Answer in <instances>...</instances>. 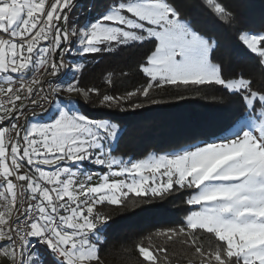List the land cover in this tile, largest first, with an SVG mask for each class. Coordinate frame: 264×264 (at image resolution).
I'll use <instances>...</instances> for the list:
<instances>
[{
	"label": "snow or ice",
	"instance_id": "1",
	"mask_svg": "<svg viewBox=\"0 0 264 264\" xmlns=\"http://www.w3.org/2000/svg\"><path fill=\"white\" fill-rule=\"evenodd\" d=\"M83 7L79 0H0V101H7L0 102L5 260L44 264L35 240L48 264H103L112 216L98 206L123 207L130 193L133 209L136 199L187 193L186 205L198 210L190 209L177 227L155 232L164 246L137 243L141 264H171L168 245L176 240L198 258L189 264H264V85L254 89L252 79L226 74L218 36L202 32L190 13L206 12L259 57L262 68L264 32L246 28L230 0H108L104 11L79 24L72 17ZM145 45L151 47L137 70L146 82L122 95L81 87L75 74L61 79L62 71L84 67L66 62L67 55L84 58ZM217 86L243 107L232 126L179 150L135 160L113 154L121 125L83 114L77 99L92 102L95 94L98 105L126 111L160 103L152 93L166 87ZM85 162L107 169L98 183H90ZM82 172L85 179L77 183ZM198 234L215 245L206 249Z\"/></svg>",
	"mask_w": 264,
	"mask_h": 264
},
{
	"label": "trees",
	"instance_id": "2",
	"mask_svg": "<svg viewBox=\"0 0 264 264\" xmlns=\"http://www.w3.org/2000/svg\"><path fill=\"white\" fill-rule=\"evenodd\" d=\"M79 2L84 7L78 8L72 19L83 24L85 19H92L104 11L108 0ZM89 7L91 12L88 11ZM230 8L246 28L253 32H264V0H230ZM190 14L202 32L218 36L221 48L217 55L226 74H242L244 78L252 79L254 89L264 85V68L259 64V57L247 52L232 34L224 32L206 12L193 9ZM149 47L151 45L121 48L112 54L84 58L67 55L66 62L81 63L84 67L79 73L67 69L62 79L75 74L81 87L96 88L101 94L122 95L145 84L146 77L137 70V65ZM124 72H128V75L124 76ZM177 96H184L185 99H176ZM152 98L161 102L126 111L98 105L95 94L91 97L92 102L77 99L83 114L95 119L108 118L121 125L124 131L113 154L131 159H141L150 152L177 150L181 146L206 139L211 133L222 134V130L232 126L243 112L238 99L219 86L189 88L188 91L166 87L154 91ZM124 107L128 108L127 105ZM187 195L176 193L164 199H136L138 206L133 209L130 203L134 194L130 193L129 202L123 207L98 206L100 211L112 216L106 233L108 243L101 252L103 264H141V258L135 251L137 243L152 248L164 246L162 239L154 234L157 230L177 227L189 210L196 207L186 205ZM198 235L199 242L206 249L209 245H215L210 236ZM33 243L36 244L35 248H41L38 252L44 256V264H48L44 247L35 240ZM168 253L171 264H189V261L198 259L193 256V250L180 240L168 245Z\"/></svg>",
	"mask_w": 264,
	"mask_h": 264
},
{
	"label": "rangeland",
	"instance_id": "3",
	"mask_svg": "<svg viewBox=\"0 0 264 264\" xmlns=\"http://www.w3.org/2000/svg\"><path fill=\"white\" fill-rule=\"evenodd\" d=\"M39 112V111H38ZM45 120H46V117L44 118ZM93 119H95V118H93ZM99 119H108V118H99ZM30 120H31V118H30ZM34 122V121H33ZM23 123H26L25 121H23ZM22 123V124H23ZM224 134H226V133H224ZM201 140V139H200ZM199 140V141H200ZM198 142V141H197ZM196 143V142H195ZM187 146V145H186ZM177 150H179V149H177ZM174 151V150H173ZM164 152H166V151H164ZM151 153H155V154H157V155H159V154H161V153H163V152H161V153H156V152H151ZM146 157V156H145ZM145 157H143V158H145ZM125 159H128V158H125ZM142 159V158H141ZM133 160H135V159H133ZM45 168L47 169L48 168V166H45ZM82 168H83V171L84 172H88L89 174H93V176H92V180L90 181V183L91 184H96V183H98L99 182V179H100V174H102V173H104V172H106L107 171V169L106 168H101V167H99V166H94V165H90V164H88L87 162H85V164L82 166ZM116 178H119V177H116ZM85 179V176H84V174H83V172L81 173V175L79 176V177H77V183H79L80 181H82V180H84ZM198 207L199 206H196L194 209H191V210H198ZM4 209H3V201H2V198H0V211H3ZM35 246H36V244H35ZM35 250L36 251H38V250H41V248L40 247H36L35 248ZM0 264H11V262L10 261H6L5 260V258L3 257V254H2V252H0Z\"/></svg>",
	"mask_w": 264,
	"mask_h": 264
},
{
	"label": "built area",
	"instance_id": "4",
	"mask_svg": "<svg viewBox=\"0 0 264 264\" xmlns=\"http://www.w3.org/2000/svg\"><path fill=\"white\" fill-rule=\"evenodd\" d=\"M6 38V37H5ZM65 72H66V70H64V71H62V73H61V79L62 78H64V76H65ZM6 86V85H5ZM0 102H4V103H6L7 101H0ZM19 102H17V104H18ZM36 111H39V109H37ZM23 119H21V121H20V123H23ZM4 126H7L6 124L4 125ZM0 190H2V189H0ZM34 244V243H33ZM35 245V244H34Z\"/></svg>",
	"mask_w": 264,
	"mask_h": 264
}]
</instances>
